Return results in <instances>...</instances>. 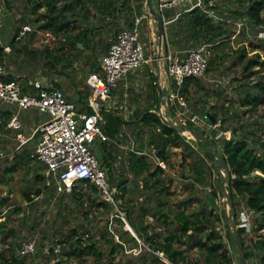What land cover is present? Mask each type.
<instances>
[{
	"label": "rangeland",
	"instance_id": "374dc122",
	"mask_svg": "<svg viewBox=\"0 0 264 264\" xmlns=\"http://www.w3.org/2000/svg\"><path fill=\"white\" fill-rule=\"evenodd\" d=\"M68 1L72 2L73 8L65 10L64 13L71 20L69 21L71 26L75 23L74 19L77 15L82 20L84 18L80 15L83 10L80 13L75 10L73 0H59L57 6L61 8ZM81 1L84 2L83 9L86 10V13H89V16H99L101 14L98 9L101 0ZM118 3L119 0L115 3L116 7ZM22 5L23 1L19 0L17 6ZM246 6L247 2L245 1L212 0L207 7L203 4L199 7L209 8L207 10L211 11L210 8L213 7L216 12H212L221 18L219 20L223 23L222 25L217 24L216 29L227 28L233 34L225 42L229 46L224 48L225 53L219 55L220 57L216 59L217 69H221L220 75L212 78L208 71L204 72L202 83H196L195 88L192 89L193 87H191L186 94V105L193 114L197 113L196 115L199 112L203 114L204 112L215 111L218 118V121H215L217 126L222 121V117L227 116L223 129H226V132H230L231 135L247 138L249 144L257 148L256 152L262 154L264 153V147L259 145L258 140L264 141V103L254 108L248 105L243 98L246 94L252 96L256 93L252 84L259 80L260 72L263 69L258 67L252 69L253 75L246 77V80L243 81L246 83L244 86L238 85L240 80L230 79L232 73L240 72L246 60L254 56L257 51L253 50V45L264 37L263 26H255L247 18L244 21L241 16L235 13L236 10L241 11ZM0 8L3 20L2 33L5 39L9 40L11 37V22L13 20L17 21L16 26L19 30L23 26H29L31 29L29 35L21 40L26 47L17 50V62L21 60L20 62L25 65L29 64L31 69L36 70L31 72L32 77L36 76V78L47 80L58 86H61L58 84L59 81L64 82L68 86L69 93L81 90L87 94L88 90L84 81L91 71V58L87 59V55L92 54L90 57L94 58V62H98L105 49L107 50L112 42L115 32L124 27L123 24L120 26L112 25L111 16L102 13L104 19L102 24H105V31L110 29V32L103 31L104 34L100 37L102 41H98L97 37L94 38L96 48L93 51L82 50L80 44L78 47L81 50H76L73 46L68 45L72 40V34L76 31L71 35L67 34L68 38H64L65 32L63 31L55 33L49 29H38L39 24L43 23L41 15L47 12L45 7L35 11L15 13V17L10 20H7L10 17L5 14V10L2 7ZM144 9L147 12L145 2ZM73 12L76 15H71ZM39 14L40 17H38ZM89 16L86 17L88 20L81 21L82 25H89L97 19ZM132 16L133 13H130V17ZM37 17L38 20L34 21ZM147 19H151L153 23L151 26H148L147 23V28L142 29V32L144 30L143 37L142 34H140V37L144 43L146 56L151 58L157 41V37L152 33L157 34V30L156 23L148 14ZM260 32L262 35H258ZM163 34L162 51L163 54H166L167 48H169L166 28H164ZM21 46L17 45V48L19 49ZM237 47L244 49L245 62L232 66L231 63L236 60L234 51ZM258 52L260 58L264 59V52L262 50ZM166 65H163L164 74ZM153 79V77L148 79L146 73H144L141 82L131 86L126 87L127 84L121 82L120 87L103 104L109 112L119 114L123 116L126 122H129L128 125L125 124L122 128V138L116 140L117 144L112 146L109 163L98 158L105 168L107 167L109 174L111 172L114 175V178H117L118 175L126 178L125 186H127V190L124 196L122 197L121 191L117 194L121 204L120 210L123 218H120L122 220L119 218L114 219L115 213L106 208L83 209L81 206H77L70 197L61 198L60 193L52 197L48 196V198L42 194L34 197L35 204L33 206L27 205L24 194L28 192L31 196V188L41 187V182L34 180L33 176L35 173L43 172V166L34 160L22 162L16 169L12 168V164L17 152L21 151L23 147L29 148L35 144L36 137H31L37 126L34 127L32 123H28L27 127L21 124L18 126H0V212L2 214L0 221L6 220L7 227L14 231L13 234H6L4 238L2 235L0 237V251L6 258L13 254L20 258L16 254L19 241L32 239L36 244V252L26 258H21L20 264H160L161 261L156 258V252L161 250L156 247L153 240L160 242L164 236L168 235L173 224L169 221L165 222L150 210L147 212L141 211V206H148L156 211L161 209L163 212L168 211V216L171 219L176 213L178 204L185 200H191V204L186 207L185 213L199 218L202 214L210 217L219 234H221L222 240L232 250L233 247L227 235V232L230 231V227L227 226L228 220L226 221L225 217L222 216V205H224L225 210V204L220 173H217L212 167L214 161L211 156L204 149H197V142L187 131H185L186 134L181 132V135L184 136L187 142H192V146L196 151L191 156L184 158V155L189 152L188 150L183 147L168 146L166 148V169H163L157 175L158 183H155V185L149 182L145 186L142 181L145 172L137 177L128 167V149L131 148L133 141L135 144L138 140L135 132L141 127L140 123H136L137 127L132 125L136 115L134 114L135 109L144 107L149 101L145 99L144 93L148 91L147 84L153 82ZM69 93L65 95L71 98ZM178 110L180 109L176 105L170 106L167 111L168 119L175 120V114ZM45 117L47 116L45 115ZM18 120L20 122V117H18ZM198 128V133L203 130V135H208V127L204 123H200ZM145 133L148 136L145 137L143 146L146 145V148H148L150 147L149 140L151 137L149 135H151V130L145 128ZM17 135H21L23 140H26L20 148ZM182 146H184L183 143ZM99 147H101L99 144L95 145V153ZM213 156H215L214 152ZM147 160L151 163L153 170L155 168L154 163L148 156ZM113 164L116 166H113ZM256 174L258 173L256 172ZM225 183L227 185V182ZM162 187H166L165 191L159 192ZM213 192H215V196ZM160 200L164 202V205H158ZM240 210L239 205L237 214ZM83 212H86L88 217ZM124 220L128 223L130 230L125 227ZM130 221L139 228V231L130 226ZM76 237L79 238L80 245L88 244L90 239L93 238L98 244L100 255L67 256L71 244L74 243V240H77ZM244 241L249 244V236L245 237ZM112 246L115 247V251L112 255H109ZM177 248L180 249L181 247L177 245ZM184 254L189 258L202 257V253L198 249L185 251ZM258 256L259 252L256 250L253 258L254 262L258 260ZM164 261L169 262L167 258ZM1 264L13 263L2 262ZM234 264H237L236 256Z\"/></svg>",
	"mask_w": 264,
	"mask_h": 264
},
{
	"label": "trees",
	"instance_id": "16d2710c",
	"mask_svg": "<svg viewBox=\"0 0 264 264\" xmlns=\"http://www.w3.org/2000/svg\"><path fill=\"white\" fill-rule=\"evenodd\" d=\"M21 1H23V5L18 7L17 5L19 0H0V7H2L5 10V14L10 17H8L9 19L7 20L13 19V17H15V13L20 14V12L22 13L26 11H35L36 9H41L45 7L47 12L44 15H41V17L43 18V23L39 24L38 29H49L55 33L58 31H63L65 32L64 38H68L69 36L67 34L71 35L74 31H76L74 32V34H72V40L68 44L69 46H73L76 50L80 49L78 47L80 44L82 50L86 49L93 51L96 48L94 38L97 37L98 41H102V38L100 37L102 36V34H104L103 31H105V24H102L104 20L102 16L103 14L111 16L112 25L120 26L121 24H123L122 26L124 27L121 29L132 28L135 19L139 17L140 40V34H142L143 37L144 33V30L142 32V29L147 28L148 12H145L144 0H135V3L134 0H119L117 7L115 6V3H117L118 0H101L99 6L100 8H98L101 13L99 16H89V13H86V10L83 9L84 2L81 0H73V6L77 13H80L83 10L80 15L84 19H80L79 15H77L74 19L75 23H73L71 26L69 24V21L71 20H69L67 15L64 13L65 10H70L73 8L71 5V1H68L63 4L61 8L57 6L59 0ZM237 1L247 2V6L243 10L235 11L237 15L242 17V20L246 21L247 18L255 26L264 27V0ZM210 2H212V0H201V4L206 7L209 5ZM153 3L155 7V0L153 1ZM179 7L181 6L178 5L176 7L162 9V14L164 17L172 18V21L166 24V37L170 45H168V47L171 57L181 58L186 55L187 50H189L190 48H198L202 44H207V47L211 51V56L209 57L208 67L206 71H208L209 75H211L212 78H214V76L216 75H220L221 69H217L216 59L220 57L219 55H223L225 53L224 48L229 47L228 45H226L227 43L225 42L230 39V36L233 34V32H230L227 28L216 29V27L218 26L217 24L222 25L223 23L220 21L221 18L215 15L214 12L213 15L207 12V9L209 8L203 9L199 8L200 6H194L191 9L180 11ZM210 9H212V11H215L213 7H211ZM130 13H133L132 17H130ZM73 14L76 15V13L74 12L71 13V15ZM88 16L92 18L95 17L97 19L94 20L95 22H91V24L89 25H82L81 21L88 20ZM38 17H40V14ZM38 17L35 18L34 21H37ZM16 23V20H13L11 22V37L7 41V44H5L9 45L10 51L6 52L4 51L2 46L0 47V65L4 68V72L0 74V79L3 81H8L14 78H18L19 76L20 78H22V81L25 82L28 78H36V76L32 77L31 75V72L36 70L31 69L29 64H23L22 62H20L21 60L17 62V50L24 49L26 47L25 44H22L21 40L25 38V36L29 35V31H31V29L20 34V30L18 26H16ZM121 29H119L118 31H120ZM262 31L264 32V30ZM105 32H110V29L106 30ZM117 32H115L113 40ZM17 45L22 46L18 49ZM253 46V50L257 52L254 54V56L246 60V62L244 59V49H240L239 47L235 49L234 53H236V60L235 62H232L231 65L235 66L239 63H245L242 65V70L240 72L234 71L235 73H232V76H230L229 74L228 75L230 76V79L240 80L238 85L244 86L246 85V83H244L243 81L246 80V77L253 75L252 69H254L255 67L263 69L260 72L259 80L252 84V87L255 89L256 93L252 96L246 94L243 98V100L246 101L248 105H251L256 108L258 105L264 103V59L260 58L261 56L258 52L260 50L264 52V37L260 38L258 42ZM172 49H180L184 51L179 56H177L174 54ZM106 51L107 50L105 49L104 53ZM90 56H92V54L87 55V59L91 58L90 72H99L101 68L99 60L98 62H94V58ZM145 64L146 63L142 65L144 66ZM141 66L139 68H141ZM139 68L134 71L139 70ZM147 72L148 69H146V73ZM202 76L203 74L185 78L179 88L174 83V81L171 80L170 87L173 90H178V94L182 96L186 101V94L188 93L189 89H191V87H193L192 89H194L196 83L198 82L202 83ZM151 77H153V75L149 76L148 79H150ZM226 77L228 78V76ZM140 80L141 78L137 80V82L134 81L133 75L131 74V72H129L124 78L118 81L115 87L112 88L111 94H113L115 90L120 87L119 85L121 82H124L125 85L127 84L126 87H128L132 84L141 82ZM43 84L48 85L51 88H58L63 93L65 92L64 94H68L70 92L68 90V86L64 84V82L59 81L58 84L61 86H58L52 82L43 80ZM147 86L148 91H146L144 95L146 97L145 99L149 101L144 105V107L135 109L136 112L134 114L136 115L132 124L133 126H136V123L141 124V127H139L140 129L135 132V134H137L138 136V140L135 144L134 141L132 142L131 148L128 149L127 153L128 167L131 171H133L135 176L139 177L145 172V174L142 176V181L144 182L145 186H147V183L149 182H152L153 185H155V183H158V179L156 177L163 170L156 164H154L155 168H153L152 170V165L148 162L147 155H139L133 150V148L136 149L139 146H143L145 137L148 136V134L145 133V128L151 130V135H149V137H151V139L149 140V146L153 145L154 147H156L158 150L157 154L165 162L167 161L166 148L168 146L181 148L183 147L185 150H188L189 152L184 155V158L191 156L193 152L196 151V149H194V147L192 146V142H187L184 136H182L178 130L171 127L168 122H165L157 114L156 106L160 95L156 90L154 79L153 82L148 83ZM87 94L82 92L81 90H76L74 93H69L72 99L68 97L66 98L74 103L77 112L90 113L91 108L87 105L86 102ZM174 105L179 107L178 103ZM6 107H9V110L11 112H17L18 117H20L21 119L20 124L24 127H27L28 123H32L34 127H38L49 117L47 113L39 112L36 109L17 110L13 105L2 103L0 104V116L2 118V123L0 126L7 125V121L10 116V112L5 109ZM3 110L5 111L3 112ZM188 114L193 115V112H191L189 108ZM203 114L207 116V119L203 123L206 127H208V135H203V130L198 133L199 125L197 126L196 124L190 121H187L182 126L185 129H188L189 131L200 136V138L203 137V139L208 142L207 145L197 142V149H204L205 152H207L211 156L214 161L212 167L216 170L217 173L218 170L215 166V156H213V152L214 154L217 152L220 157L223 158V167L227 172L226 182L229 186V197L231 202L230 213L234 215L236 220L239 240L242 244L246 263L264 264V153L261 154L256 152L257 148L252 144H249L248 139L245 137L236 136L234 134L231 135V133L229 132V138H226L224 132H226L227 130L223 129V124L225 123V118L227 116L224 115L222 117V121H220V124L216 126L215 121H218V118L216 116L215 111H208L204 112ZM203 114L199 112L198 115L199 117H203ZM45 115L47 117H45ZM102 116L104 120L102 124V129L109 138L108 141L98 142L99 146H101L102 148L99 147L96 152L97 154H95L99 159L101 158L102 161L106 160V163H109L110 153L112 152V146L117 144L116 140L122 138V128L125 124L128 125L129 122H126L123 116L119 114H112V112H109V110L103 111ZM37 127L34 129L35 131L31 137H36L35 144H33L29 148L23 147L21 151L15 154L12 164L13 169H16L17 166H20L22 162L34 160L30 157V152L33 150L40 137ZM25 142L19 144V148L23 144H25ZM182 143L184 144V146H182ZM258 143L260 146L264 147L263 140L261 141L259 139ZM91 149L95 151V146ZM34 161H37L40 165H42L43 169L45 170V165L42 162H40L39 160ZM99 162L100 164H102L100 160ZM102 166L105 167L103 164ZM113 166L116 165L113 164ZM44 170L43 172L35 173L33 176L34 180L41 182V187L31 188V196L28 192L24 194L25 199L27 201V205L33 206L35 204L34 197L41 196L42 194H44L48 198V196L52 197L55 194L60 193L59 196H61V198L70 197L71 200L77 204V206H81L83 209L106 208L114 213H117L110 203L101 198L97 188L89 181H81L79 183H76L68 192H57L53 174L49 175V183L47 184V179L44 175ZM256 172L258 174H256ZM107 179L110 187H115L117 189L116 197H118L117 194H119L120 191L123 197L125 191L127 190V186H125L126 178L120 177L119 175L117 178H114V175L111 172L109 174V171L107 169ZM165 189L166 187H162L159 192H164ZM213 195L215 196V192H213ZM119 201L120 200H118V204L120 208L121 204ZM190 204L191 200H185L179 203L176 213L171 219L168 216V211L163 212L161 211L162 209L156 211L154 210V208L150 209L148 206H141V211L147 212L150 210L157 214L165 222L169 221L171 224H173V226L168 232V235L164 236L160 242H155L152 238L156 247L159 250L163 251L165 257L171 264H234L236 251L233 236L231 235L230 231L227 232V235L232 244V250L228 248L226 243L222 240L221 234H219L210 217H207L206 215L202 214L199 218L195 215L185 213L186 207ZM158 205H164V202L160 200L158 202ZM239 205L241 210L237 214V207ZM222 211V216H224L227 221L228 218L225 214L224 205H222ZM242 212L250 213L249 223L251 224V228L249 231L244 226L239 225V216ZM83 214L88 217V214L86 212H83ZM1 215L2 214L0 212V216ZM113 218L121 219L117 215H114ZM130 222V226L133 227L136 231H139V228L135 226L132 221ZM7 225L8 224L6 220L0 221V237L2 235V237L4 238L6 234L14 233V231L10 227H7ZM227 226L229 227L228 222ZM247 236H249V244H246L244 241V238ZM145 238H147V236H145ZM76 239L77 240H74V243L71 244V249L67 253V256L78 257L83 254H93L95 256L100 255L98 244L93 238L90 239V242L85 245H80L78 241L79 238L76 237ZM25 240L30 239L20 240L16 248V254L20 258L14 256V254L9 255V257L6 258L0 251V264L2 262H12L13 264H20L21 258H26L27 256L36 252V244L34 242V251L32 253L24 255L19 254V246L21 242ZM177 245L181 248H177ZM191 249H198L200 253H202V257L189 258L187 255L184 254L185 251ZM256 250H258L259 256L258 260L254 262L253 258ZM114 251L115 247L112 246L109 255H112ZM156 258L161 261L160 264H167L166 262L162 261L158 256ZM237 264L240 263L237 261Z\"/></svg>",
	"mask_w": 264,
	"mask_h": 264
},
{
	"label": "built area",
	"instance_id": "2783aa9c",
	"mask_svg": "<svg viewBox=\"0 0 264 264\" xmlns=\"http://www.w3.org/2000/svg\"><path fill=\"white\" fill-rule=\"evenodd\" d=\"M183 2H188L185 10L202 5L201 0H155V7L162 14V9L176 7ZM207 12L213 15L211 10ZM162 18L165 20L164 26L171 20L165 18L163 14ZM139 20L140 18L137 17L132 28H124L116 33L107 51L99 59L101 67L99 72H90L85 78L84 82L88 88L86 102L91 108L90 113L77 112L74 103L67 99L60 89L44 85L43 80L39 78H28L25 82L19 76L8 81L0 79V104L13 105L17 110L36 109L49 116L37 127L40 137L30 152L32 159L39 160L45 165L46 183H49V175L53 174L57 192H68L76 183L89 181L97 188L101 198L113 206L117 212L115 215L121 218L123 217L116 197L117 190L115 187H110L107 168L100 164L91 148L100 141H108V136L102 129L104 122L102 112L108 111L103 104L110 97L112 88L129 72L150 60L155 61L159 58L156 47L153 48L151 58L145 56L144 46L139 38ZM1 28L2 10L0 8V47L2 46L4 51L9 52V45L2 42ZM28 30H30L29 26H23L20 34ZM207 46V44H202L198 48H190L181 58H172L170 51L162 57L165 65L167 64L166 74L170 80L165 94L159 96L156 111L165 122L178 123L182 126L190 121L199 125L207 119L206 115L203 117L195 114L189 115L185 99L178 94V90L170 87L171 80L179 88L185 78L204 74L211 56V51ZM3 72V67L0 65V74ZM176 103L179 104L180 108H177L180 110L176 112L175 120H169L168 108ZM14 121H16L15 117L7 126H18V122ZM1 123L0 116V125ZM224 135L229 138L230 134L224 132ZM17 139L20 141L19 144L26 141L21 135H17ZM133 150L139 155H147L154 164L166 169V162L159 157L158 150L153 145L148 148H133ZM249 216V212H242L239 216V225L244 226L248 231L251 228ZM124 224L125 227H129L125 220ZM33 251L34 240L32 239L22 241L18 249L21 255L30 254ZM156 255L161 260H166L162 251H157Z\"/></svg>",
	"mask_w": 264,
	"mask_h": 264
},
{
	"label": "water",
	"instance_id": "95a60500",
	"mask_svg": "<svg viewBox=\"0 0 264 264\" xmlns=\"http://www.w3.org/2000/svg\"><path fill=\"white\" fill-rule=\"evenodd\" d=\"M145 7L147 8V12H148V15L150 16V18H152V20L156 23V30H157L158 38H162L163 30H164V21H165L162 18V14L160 13L159 10L155 9L153 0H145ZM156 81H157V77H156ZM156 85H157L158 93H160V91H161L160 85L158 83ZM168 124L171 127L178 130L179 132H184V131L189 132L193 136V138L196 142H200V143H203L205 145L208 144V142L206 140H204L203 138H200L198 135L189 131L188 129H185L180 124L173 123V122H168ZM223 165H224L223 158L220 157V155L216 152L215 153V166H216L218 172L220 173V176H221V179L223 182V198H224L226 215L228 218L227 220H228V224L230 227V233L233 236V241H234V246H235V251H236V255H235L236 260L240 264H247L246 260H245L242 244L240 243V240H239V234H238L236 220H235L234 215L232 213H230L231 212V202H230V197H229V186L226 185V183H225L226 178H227V172L224 169ZM127 228H128V230H130V227H127Z\"/></svg>",
	"mask_w": 264,
	"mask_h": 264
},
{
	"label": "crops",
	"instance_id": "0c3cea01",
	"mask_svg": "<svg viewBox=\"0 0 264 264\" xmlns=\"http://www.w3.org/2000/svg\"><path fill=\"white\" fill-rule=\"evenodd\" d=\"M187 3L188 2H183L181 7H179V10L180 11H185V8L188 6ZM169 19H171L170 21H172V18H169ZM169 22H167V23H169ZM147 23H148V26H151L153 22L149 19L147 21ZM166 24H165L164 28H166ZM152 34L157 37V41H156V49L157 50L156 51H157V54L159 55V58L156 59L155 61L154 60L153 61L150 60L148 63L145 64L146 66L142 65L143 67L141 66V68H139V70H137V71H132L131 74L133 75L134 81L137 82V80H139L140 78L144 77V73H146V69H148V72L146 73V75H147V77L153 75L155 85L157 83L160 85L161 91H160V93H158L160 95V94H163V92L166 91V87L169 85L168 77L166 75V70H165V74H164L163 65L165 64V62L163 61V58H162L165 55V54H163L164 52L162 51L163 50L162 49V42H163L164 34H163L162 38H158V35L156 33H152ZM1 38H2L3 44H7L8 39L4 38L3 33H2V28H1ZM167 50L169 52V48H167ZM172 51L174 52L175 55L179 56L184 50L172 49ZM3 70H4V68H3ZM156 77H157V81H156ZM165 85H166V87H165ZM155 87H156V90H157V85ZM157 92H158V90H157ZM5 109H7V111L10 112V116H9L8 121H7V124L13 117H15V118L17 117L16 121L20 125V122L18 120L17 112H15V111L11 112L9 110L10 109L9 107H6ZM4 111L5 110H3V112ZM143 147H146V145H144Z\"/></svg>",
	"mask_w": 264,
	"mask_h": 264
},
{
	"label": "bare ground",
	"instance_id": "6f19581e",
	"mask_svg": "<svg viewBox=\"0 0 264 264\" xmlns=\"http://www.w3.org/2000/svg\"><path fill=\"white\" fill-rule=\"evenodd\" d=\"M186 134V133H185ZM189 135H191L189 132H188ZM191 138V137H190Z\"/></svg>",
	"mask_w": 264,
	"mask_h": 264
}]
</instances>
